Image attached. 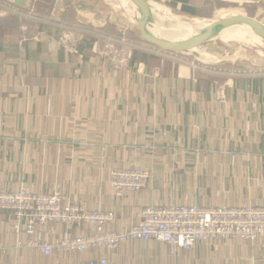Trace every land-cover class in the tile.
I'll return each instance as SVG.
<instances>
[{
  "label": "crops",
  "instance_id": "crops-1",
  "mask_svg": "<svg viewBox=\"0 0 264 264\" xmlns=\"http://www.w3.org/2000/svg\"><path fill=\"white\" fill-rule=\"evenodd\" d=\"M148 1L159 12L202 19L238 5L264 22V0ZM45 15H37L44 22L31 15L38 23L30 31L26 13L0 16V189L58 191L88 210L112 211L110 231L137 223L150 205L264 206V69L192 72L186 62L135 46L118 66L85 43L78 50L82 41L70 52L60 44L59 22ZM118 167L148 171L147 186L115 196L109 179ZM13 224L11 211L1 210L7 250L0 264H264L263 239L199 242L173 253L161 242L131 241L45 255L16 248ZM42 230L52 243L66 229L52 223Z\"/></svg>",
  "mask_w": 264,
  "mask_h": 264
},
{
  "label": "built area",
  "instance_id": "built-area-1",
  "mask_svg": "<svg viewBox=\"0 0 264 264\" xmlns=\"http://www.w3.org/2000/svg\"><path fill=\"white\" fill-rule=\"evenodd\" d=\"M16 8L11 3L8 10L16 13L18 12ZM61 30L60 44L74 52L75 46L82 41L85 34L81 33L80 38H77L70 29ZM98 46L99 42L93 45L96 54L108 58L118 66H123L132 53L128 50L125 53L127 58L116 59L114 56V60L106 49ZM133 46L145 48L160 57L179 60L172 53L148 44ZM189 65L192 72L202 71L219 75L245 72L244 69L215 70L209 66ZM149 179L150 173L146 170L118 167L110 171L109 186L115 196H122L146 187ZM65 200V196L58 191H34L28 187H21L16 191L0 189V211H11L16 234L15 247L37 250L49 255L53 250L62 253H82L102 247L114 248L131 241H157L166 244L173 253L179 248L192 249L199 242L264 240V206L150 205L142 208L137 223L121 231H110L106 229V225L114 217L112 211L88 210L82 203ZM52 223L63 226L66 230L61 237L49 243L45 241L42 229ZM86 226L92 228L91 233L77 235L70 231L73 227L81 229ZM22 232L26 233L29 239L22 241L20 236ZM6 250L7 248L0 244V254L6 253ZM88 264H107V261L100 258L97 261L90 260Z\"/></svg>",
  "mask_w": 264,
  "mask_h": 264
},
{
  "label": "rangeland",
  "instance_id": "rangeland-1",
  "mask_svg": "<svg viewBox=\"0 0 264 264\" xmlns=\"http://www.w3.org/2000/svg\"><path fill=\"white\" fill-rule=\"evenodd\" d=\"M10 6L11 0H0V16L12 15L19 19L20 16L26 13L29 18L28 21L24 20L23 24L26 27L25 29L30 31L37 28V21L31 15L36 17L37 15L47 14L45 17L52 20V25L53 22H59L58 25H61V29H70L77 38H80L81 33L85 35H87L85 32L93 34L95 37L93 45L99 42L98 47L106 49L111 58L114 56L116 59L127 58L125 53L133 45H147L141 39L137 28V14L129 3H124L122 0H29L24 4V7H15L18 11L16 13L8 10ZM238 8H240L238 5H223L219 9H214V12L211 10L210 16L204 19L197 17L184 18L159 11L157 13L162 15V19L159 20L164 23V28L173 27L177 30H188L190 31L189 34L193 36L203 23H210L212 20L234 13H244L243 10ZM63 14H65V20L60 22V17ZM37 18L39 22H44L38 16ZM223 34L217 33L216 38L213 39V43L224 51L225 54L222 56L210 52L206 48L198 50L196 55H173L187 64L209 66L215 70L220 68H231L235 71L264 69L263 44L253 41L250 37L236 38ZM148 47L150 48V46ZM227 60L230 63L221 64ZM238 62L244 68L239 66Z\"/></svg>",
  "mask_w": 264,
  "mask_h": 264
},
{
  "label": "water",
  "instance_id": "water-1",
  "mask_svg": "<svg viewBox=\"0 0 264 264\" xmlns=\"http://www.w3.org/2000/svg\"><path fill=\"white\" fill-rule=\"evenodd\" d=\"M28 0H11L15 7H22ZM136 9V24L141 39L153 47L162 49L176 55H196L198 50L206 48L208 51L218 55H224V51L213 43L216 34L224 27L232 25H248L255 30L262 40L264 48V22L250 13H234L220 17L207 23L197 33L182 40H170L157 34L154 30L159 27L155 7L148 0H129ZM226 62V63H225ZM224 61L221 64H227Z\"/></svg>",
  "mask_w": 264,
  "mask_h": 264
},
{
  "label": "bare ground",
  "instance_id": "bare-ground-1",
  "mask_svg": "<svg viewBox=\"0 0 264 264\" xmlns=\"http://www.w3.org/2000/svg\"><path fill=\"white\" fill-rule=\"evenodd\" d=\"M122 2L129 3L130 6L133 8V11H135L136 13L135 7L131 4V2H129V0H122ZM157 21L159 23V27L155 29L154 31L160 36H163L170 40H176V41L186 39L191 36L189 34L190 31L188 30H177V29H174L173 27L167 29V27L164 28V23H162L158 18H157ZM206 24L207 23L205 24L203 23L201 28L204 27ZM218 33H224L223 35L225 36L236 37V38L250 37L253 41L262 44L261 38L255 32V30L248 25L241 24V25L227 26L219 30Z\"/></svg>",
  "mask_w": 264,
  "mask_h": 264
},
{
  "label": "trees",
  "instance_id": "trees-1",
  "mask_svg": "<svg viewBox=\"0 0 264 264\" xmlns=\"http://www.w3.org/2000/svg\"><path fill=\"white\" fill-rule=\"evenodd\" d=\"M95 37L94 36H84V38L82 39V42L78 45V50H80V46L82 45V43H85L86 45H88V46H90V47H92L93 46V43H94V41H95V39H94ZM135 50V49H134ZM133 50V51H134ZM137 52H139V51H137V50H135L134 51V54H136ZM141 55H145V53H143V52H139Z\"/></svg>",
  "mask_w": 264,
  "mask_h": 264
}]
</instances>
